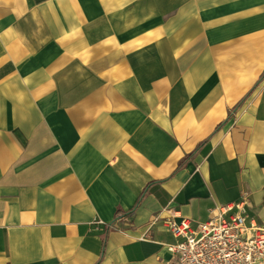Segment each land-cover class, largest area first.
<instances>
[{
    "label": "crops",
    "instance_id": "obj_1",
    "mask_svg": "<svg viewBox=\"0 0 264 264\" xmlns=\"http://www.w3.org/2000/svg\"><path fill=\"white\" fill-rule=\"evenodd\" d=\"M243 198L264 225V0H0V264H167Z\"/></svg>",
    "mask_w": 264,
    "mask_h": 264
},
{
    "label": "built area",
    "instance_id": "obj_2",
    "mask_svg": "<svg viewBox=\"0 0 264 264\" xmlns=\"http://www.w3.org/2000/svg\"><path fill=\"white\" fill-rule=\"evenodd\" d=\"M165 223L177 239L166 245L167 264H264V225L248 213L244 198L211 209L205 222Z\"/></svg>",
    "mask_w": 264,
    "mask_h": 264
}]
</instances>
